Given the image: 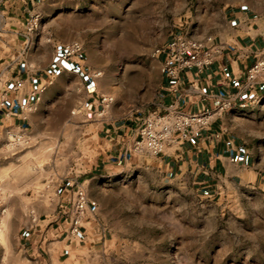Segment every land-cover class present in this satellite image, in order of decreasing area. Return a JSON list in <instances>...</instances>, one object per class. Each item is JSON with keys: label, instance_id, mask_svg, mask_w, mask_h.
I'll return each mask as SVG.
<instances>
[{"label": "rangeland", "instance_id": "rangeland-1", "mask_svg": "<svg viewBox=\"0 0 264 264\" xmlns=\"http://www.w3.org/2000/svg\"><path fill=\"white\" fill-rule=\"evenodd\" d=\"M244 2L264 4L47 1L31 14L38 21L30 15L5 26L0 56H17L24 43L42 49L34 56L48 65L61 45L80 42L86 73L95 78L101 119L124 123L144 114L156 99L162 80L156 50L176 30L197 39L216 35L223 27V10ZM48 76L33 127L0 129V264H40L23 250L22 235L34 220L52 214L58 189L71 180L87 183L106 229L93 264H264V100L238 110L257 135L258 180L226 185L220 194L207 196L192 182L166 179L150 165L149 153L101 169L90 180L104 149L99 126H91L101 121L95 122L85 106L81 76ZM103 98L108 102L102 103Z\"/></svg>", "mask_w": 264, "mask_h": 264}, {"label": "crops", "instance_id": "crops-1", "mask_svg": "<svg viewBox=\"0 0 264 264\" xmlns=\"http://www.w3.org/2000/svg\"><path fill=\"white\" fill-rule=\"evenodd\" d=\"M47 1L56 0H0V34L5 26L24 22ZM223 17L222 29L216 35L208 36L217 49L210 67L203 71L191 68L181 72L176 91L171 90L173 81L162 72L156 99L150 105L173 101L186 112L195 113L225 100L237 103L235 109L213 120L207 129L179 146H171L161 155L149 157L150 165L166 179L192 182L207 196L220 194L226 185L252 184L259 178L256 171L257 135L246 126L238 106L247 100V70L264 54V4L229 5L223 10ZM208 37L199 40L205 41ZM20 47L17 56H0V101L4 94L6 99L5 106L0 105V129L33 127L40 91L45 80L50 78L48 75L76 74L82 78L88 112L94 113L95 122L101 121L91 126H99L101 136L98 139L104 149L100 152L101 164L93 167L90 180L100 176L97 171L114 164L125 165L142 154L133 149L137 139V124L133 119L124 123L101 119L99 106L102 104L97 99L95 78L86 73L83 53L62 61L58 49L54 61L47 65L34 56L42 49L31 50L24 43ZM19 81L23 85L16 88ZM260 95L264 100V82L260 85ZM79 189H83L96 206L87 209L80 232L72 235L70 227ZM57 194L52 214L39 222L34 220L35 224L27 228L29 233L22 235L23 250L40 264H93L94 254L104 246L106 236L97 200L90 196L87 183L79 180L68 181Z\"/></svg>", "mask_w": 264, "mask_h": 264}, {"label": "built area", "instance_id": "built-area-1", "mask_svg": "<svg viewBox=\"0 0 264 264\" xmlns=\"http://www.w3.org/2000/svg\"><path fill=\"white\" fill-rule=\"evenodd\" d=\"M31 20L38 21V16L31 15ZM59 49L62 61H68L83 53V45L80 42L66 43ZM216 53L217 49L212 38L208 37L202 41L181 30H176L166 44L156 50L155 56L161 62L163 74L173 81L171 90L176 91L181 72L191 68H197L199 71L209 68ZM263 82L264 54L247 70L245 81L247 100L240 104L238 109L246 108L262 100L260 85ZM22 85L23 83L19 81L16 88ZM107 102V98L102 99V103ZM5 103L4 94L0 105L4 107ZM236 107L237 103L234 100H225L212 108L202 109L195 113L186 112L173 101L150 106L144 114L131 116L137 124V139L133 149L137 153L161 155L171 146H179L194 134L207 129L213 120ZM19 130L23 132L22 128ZM13 136L21 137L18 134ZM90 206L95 207L96 202L91 201L83 189H79L70 227L72 235L80 232Z\"/></svg>", "mask_w": 264, "mask_h": 264}]
</instances>
